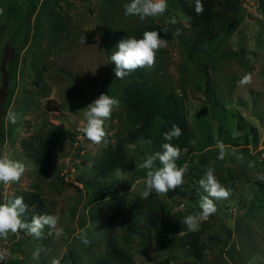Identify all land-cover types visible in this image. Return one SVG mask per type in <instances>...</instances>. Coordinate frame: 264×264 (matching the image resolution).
Segmentation results:
<instances>
[{
  "label": "rangeland",
  "instance_id": "374dc122",
  "mask_svg": "<svg viewBox=\"0 0 264 264\" xmlns=\"http://www.w3.org/2000/svg\"><path fill=\"white\" fill-rule=\"evenodd\" d=\"M190 1L166 0L163 15L141 21L124 15L130 0H0V155L26 167L19 182L0 184V198L7 203L15 192L37 191L44 209L32 207V217L59 218L56 228L45 225L39 238L26 228L0 238V252L7 250L0 264H120L109 251L112 239L133 264L164 259L171 264H264V199L261 209L254 205L264 193V0H236V20L200 46L193 62L177 39L156 53L153 75L183 98L194 132L190 145L196 148L198 141L216 139L201 151L183 149L188 171L181 187L167 195L150 194L157 230L146 221V213L133 229L125 222L136 204L147 199L141 198L147 170L139 165L155 153L148 139L126 146L125 169L108 174L96 167L115 142L121 102L104 121L107 135L102 143L93 144L80 131L86 106L101 93L119 100L130 76L115 77L110 56L118 41L144 22L178 29L188 39L184 10ZM53 12L68 22V35L51 33ZM245 73H251L252 81L241 86L238 81ZM10 112L18 115L15 124ZM157 124L155 119L146 137L155 134ZM234 131L242 135L234 137ZM48 136H53L49 156L37 158L39 144ZM217 141L225 146L223 160L218 159ZM208 169L230 196L214 200L217 211L200 222L204 249L198 260L165 239L161 242L159 230L164 234L166 221L173 223L174 218L178 222L171 232L165 230L169 238L191 232L183 219L201 211L200 199L207 193L199 181L206 179ZM106 188L110 191L102 197ZM20 218L31 223L22 214ZM60 228L63 233L57 236Z\"/></svg>",
  "mask_w": 264,
  "mask_h": 264
},
{
  "label": "trees",
  "instance_id": "16d2710c",
  "mask_svg": "<svg viewBox=\"0 0 264 264\" xmlns=\"http://www.w3.org/2000/svg\"><path fill=\"white\" fill-rule=\"evenodd\" d=\"M106 3H113L114 0H104ZM203 4V12L196 14L195 12V0H191L185 7V18L188 24V29L191 33L188 39H185L181 35V31L176 29H170L155 23H141L133 25L126 33V38L135 37L140 39L143 37L145 31H158L162 39L170 41L177 39L180 41L185 49V53L189 62H193V56L195 51L208 41H212L223 32L232 21L236 20V11L238 9V3L236 0H201ZM36 5L33 6L35 8ZM35 10L33 11V13ZM53 12L51 25V33L57 35V33H64L68 35V22H64V17ZM35 34L37 30L35 29ZM178 33V34H177ZM34 34L31 36L33 37ZM35 36V35H34ZM52 37V34H51ZM28 40V39H27ZM25 41V43L27 42ZM57 40V39H56ZM55 41V40H54ZM54 41H50L51 44ZM151 68H137L130 72V76L122 84L119 93V100L123 107V111L119 117L118 132L115 137L113 145L107 147L102 155L96 162V167L101 173L111 174L118 169H125L128 165L126 149L129 143H135L140 138H147L149 147H153L155 152H162V145L164 143H170L174 146H178L180 149V156L177 159V166H183L187 164V155L183 154V149L189 151L202 150L206 146L211 145L216 141L207 140L203 143H199V146L194 148L190 145L194 140V132L191 128L185 114V104L183 98L175 94L172 89L165 87L158 75H153ZM205 73V70H203ZM39 77V76H38ZM37 80V78H36ZM157 120V129L155 134L151 137H146L145 132L151 127L154 120ZM175 124L181 129V135L179 138H173L171 140L164 139V133L171 131L172 125ZM53 136H48L46 139L41 140L39 144L38 157L46 158L49 156L51 146L53 144ZM197 141V140H196ZM198 179V174L194 175ZM106 188L105 191H101V196H106L109 191ZM262 198L259 203L254 204L255 207L261 209L263 207L264 193L261 192ZM14 196H22L24 202L27 205L26 210L22 213L23 218L31 221L33 211L30 209L33 207L34 211H41L44 209V203L38 192H15ZM13 196V197H14ZM0 203L2 199L0 198ZM130 218L125 221L129 229L134 228V223L139 221L140 214L146 213V221L154 229L157 230L158 219L155 213L154 198L149 195L144 203H137L134 210L131 212ZM178 220L173 218V223L166 221L163 227L168 232H171L175 223ZM131 223V224H130ZM165 230L162 234V229L159 230V239L161 242L169 241L171 247L184 249L190 253L191 256L201 259L204 246L200 241V230L195 232H188L186 235L181 236L178 239L169 238ZM134 231H137L135 228ZM160 242V243H161ZM110 246V252L114 254L120 264H133L131 257L126 255L122 250L116 248V242L112 239ZM10 261V260H8ZM61 262H59L60 264ZM158 264H171L168 259L162 260Z\"/></svg>",
  "mask_w": 264,
  "mask_h": 264
},
{
  "label": "clouds",
  "instance_id": "9594fccd",
  "mask_svg": "<svg viewBox=\"0 0 264 264\" xmlns=\"http://www.w3.org/2000/svg\"><path fill=\"white\" fill-rule=\"evenodd\" d=\"M166 10V0H130L124 5L125 16H138L141 21L149 17L163 15ZM195 12L196 14L203 12L201 0H195ZM171 23H175V20H171ZM164 47H167V41L161 38L158 31H145L140 39L128 37L119 40L116 45L117 50L110 56V62L115 65L113 69L115 77L122 80L137 68L154 67L156 53ZM251 81V73H245L238 83L243 86L250 84ZM119 104L118 99L104 93L89 103L83 113L85 119L80 128L83 136L93 144L102 143L107 135L103 127L104 121L111 117L113 109L118 108ZM8 118L11 123L15 124L18 115L15 112H10ZM181 134L179 126L173 124L171 131L164 133V139L179 138ZM239 135L242 133L233 132L234 137ZM217 146L219 148L218 159L223 160L226 155L225 146L220 141H217ZM162 149V152L147 155L139 165L141 169L147 170L144 181L145 188L141 193L142 199H146L152 192L167 195L170 190H175L184 184L188 165L177 166L176 161L180 156L179 147L164 143ZM237 159L242 160L243 157H237ZM157 160L161 165L160 167H156ZM251 166L249 164V167ZM25 171L26 167L23 162L8 155H0V184L11 185L19 182ZM199 183L207 193L200 199L199 208L201 211L196 214H189L183 219V223L193 232L199 230L201 221L208 219L217 211L214 200L227 199L230 196V190L216 180L212 169L206 171V179H201ZM26 208L27 205L22 196H14L10 202L0 203V238L6 239L9 232L15 234L25 228L30 234L39 238L45 225L53 229L56 228L59 219L56 215L33 216L30 224L25 223L20 217ZM62 233V228L56 229L57 236ZM85 242L87 243V241ZM5 252L7 250L0 252V260L4 259ZM53 264H59V261L54 260Z\"/></svg>",
  "mask_w": 264,
  "mask_h": 264
}]
</instances>
